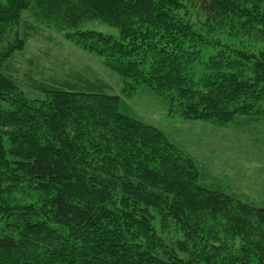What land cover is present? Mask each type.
Returning a JSON list of instances; mask_svg holds the SVG:
<instances>
[{"label":"trees","instance_id":"obj_1","mask_svg":"<svg viewBox=\"0 0 264 264\" xmlns=\"http://www.w3.org/2000/svg\"><path fill=\"white\" fill-rule=\"evenodd\" d=\"M26 15L101 57L123 95L84 79L30 97L10 73ZM225 30L264 41V0H0V264H264V205L202 182L126 101L144 90L187 121L260 122L264 49Z\"/></svg>","mask_w":264,"mask_h":264},{"label":"rangeland","instance_id":"obj_2","mask_svg":"<svg viewBox=\"0 0 264 264\" xmlns=\"http://www.w3.org/2000/svg\"><path fill=\"white\" fill-rule=\"evenodd\" d=\"M26 16L32 24L28 42L16 54L10 73L30 97H43L36 88L40 81L81 85L84 79L102 81L109 92L123 95L120 76L107 68L101 57L77 46L57 29ZM84 27L119 34L116 27L100 20H89ZM219 38L233 47L264 49V41L232 36L227 30ZM126 101L146 120L184 144L203 166L202 182L264 205V118L258 123L223 127L168 114L164 101L148 91H137Z\"/></svg>","mask_w":264,"mask_h":264}]
</instances>
